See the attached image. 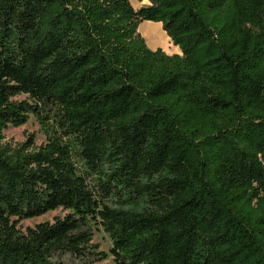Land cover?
I'll return each mask as SVG.
<instances>
[{"label":"trees","instance_id":"1","mask_svg":"<svg viewBox=\"0 0 264 264\" xmlns=\"http://www.w3.org/2000/svg\"><path fill=\"white\" fill-rule=\"evenodd\" d=\"M148 1L0 0V264H264V0Z\"/></svg>","mask_w":264,"mask_h":264},{"label":"rangeland","instance_id":"2","mask_svg":"<svg viewBox=\"0 0 264 264\" xmlns=\"http://www.w3.org/2000/svg\"><path fill=\"white\" fill-rule=\"evenodd\" d=\"M133 7L137 10L141 7L149 5L148 0H130ZM139 33L144 37L148 47L150 49L161 48L167 54L181 53L180 48L175 45L167 33L163 30L162 23L153 21H143L140 23L138 28ZM6 141L12 143L23 142L27 139L28 135H35V142L37 145H41L46 141L45 135L41 131V126L33 115H30L28 121L19 126H10L4 132ZM68 211L62 208L50 211L42 216L35 217L32 219H26L20 222L19 226L25 229L28 226H34L37 223L45 221H53L55 217H63ZM93 232V242L99 246V250L108 254L107 258L95 261L86 262L84 260H79L70 255H64L56 257L55 260L58 264H115L113 257L109 255V249L112 246V241L110 236L104 231V229L97 224H92L91 226Z\"/></svg>","mask_w":264,"mask_h":264}]
</instances>
